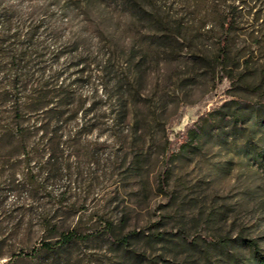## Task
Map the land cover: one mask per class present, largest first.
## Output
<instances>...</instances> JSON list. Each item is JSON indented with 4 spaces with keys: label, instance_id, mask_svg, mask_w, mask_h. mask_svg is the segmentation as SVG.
<instances>
[{
    "label": "rangeland",
    "instance_id": "obj_1",
    "mask_svg": "<svg viewBox=\"0 0 264 264\" xmlns=\"http://www.w3.org/2000/svg\"><path fill=\"white\" fill-rule=\"evenodd\" d=\"M0 29L27 67L17 117L0 64V264H132L104 237L42 248L105 220L184 229L195 244L134 239L163 264H252L250 241L264 255V0H0ZM223 40L230 64L213 66ZM190 124L201 142L183 146Z\"/></svg>",
    "mask_w": 264,
    "mask_h": 264
},
{
    "label": "trees",
    "instance_id": "obj_2",
    "mask_svg": "<svg viewBox=\"0 0 264 264\" xmlns=\"http://www.w3.org/2000/svg\"><path fill=\"white\" fill-rule=\"evenodd\" d=\"M225 22L229 27L225 30L226 32L230 31L231 22L228 20ZM8 36L5 35L4 32L0 29V64L4 61L6 66L5 74L8 76V80L3 87V94L5 96L12 97L10 99V107L16 113L17 117H21V110L23 108V100L20 96L22 89L25 87L24 85V76L27 75V67L24 62L25 51L18 50L17 48H12L10 44H6ZM229 58V47L226 40H223L222 47L220 51L215 55L213 62L216 65L227 66L230 64L228 62ZM207 60V59H206ZM7 62V64H6ZM209 60H207V63ZM236 63V62H234ZM234 65V64H233ZM115 65L110 63L103 70V75L115 74L117 79L115 80V87L117 91L114 94H109L111 99H114L113 102H110L108 109L109 114L111 115V120L114 124L119 125V123L124 122L127 119L128 115V106L127 103L123 100L124 95V83L122 79L118 76L116 72ZM11 132L17 135H23L25 132V128L21 126L17 122L16 126L11 128ZM202 129L200 127L194 126L193 124L187 125L182 132V145L185 144H200L202 137ZM168 180L163 177L160 180V188L163 193H167L168 189ZM140 236L146 237V239L150 243L156 242H166L173 240L175 237L185 244V245H193L195 244V240H191L189 235L184 229H179L176 231L172 230H158V231H146L143 230H130L125 234H117L115 229V224L112 220H105V224L101 226V228L88 232V233H79L75 230H71L68 232H64L62 236L53 241H45L42 244V248H45L49 251L58 252L60 248L70 245L72 242L77 240H88L91 238L104 237L116 251H123V257L132 260V264H163L167 262V259L163 256V254H156L151 259L150 257L146 258L142 255L134 254L132 255L130 252V247L133 244L134 239L139 238ZM206 239V238H205ZM208 244L216 243L222 247H227L229 245L226 239H222L220 242L214 241L211 239H206ZM249 247L252 249L253 262L252 264H264V255L261 253L259 246L256 242L250 241L247 243ZM34 252L36 249L33 250ZM205 253V251H204ZM204 264H206L207 257L204 255ZM162 261V262H161Z\"/></svg>",
    "mask_w": 264,
    "mask_h": 264
}]
</instances>
